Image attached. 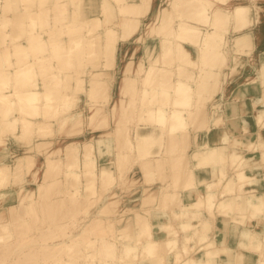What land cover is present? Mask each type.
Here are the masks:
<instances>
[{"label":"bare ground","instance_id":"1","mask_svg":"<svg viewBox=\"0 0 264 264\" xmlns=\"http://www.w3.org/2000/svg\"><path fill=\"white\" fill-rule=\"evenodd\" d=\"M91 1L0 0V200L9 179L23 175L10 208L24 209L9 216L0 206V264L22 239L28 244L18 258L31 264H221L220 253L227 257L222 264H264V192L245 191L257 180L245 173L239 152H228L226 136L221 144L206 140L222 121L217 97L230 77L264 86V62L256 64L255 55L264 47V0H97L98 10ZM109 45L118 55L111 62L119 71L114 95L105 94L100 75L111 66L108 54L97 50ZM87 59L86 75L74 73L81 81L68 90L65 75ZM246 66L254 72L239 78ZM80 94L84 103L76 105ZM257 102L264 104V94ZM263 116L264 108L258 120ZM141 125L151 128L143 132ZM250 146L264 160V141ZM95 150L112 158L98 166ZM11 151V158L23 155L11 161ZM133 168L143 184L130 198L141 209L128 208L122 220L123 208L135 202H126ZM206 169L218 179L196 176ZM121 182L127 187L117 193ZM185 193L195 198L185 203ZM40 199L39 212L56 226L36 239L25 234L39 219ZM154 209L156 217L168 215L164 238L153 236ZM215 212L241 225L229 232L236 245L208 237L205 213ZM253 219L262 225L249 227ZM68 223L79 231L66 230Z\"/></svg>","mask_w":264,"mask_h":264},{"label":"crops","instance_id":"2","mask_svg":"<svg viewBox=\"0 0 264 264\" xmlns=\"http://www.w3.org/2000/svg\"><path fill=\"white\" fill-rule=\"evenodd\" d=\"M263 52H264L263 46L256 47L255 49L256 64L261 63L262 61L264 62ZM253 72H254L253 67L250 68L249 66H246L243 69V71L240 72L241 75L239 76V78L246 74L252 75ZM233 78L234 79L229 82L230 83L229 87L225 89L224 94H222V96L218 95L217 97V99L220 98L219 102L222 103L221 104L222 108L220 109V112L222 114V121L219 122L218 125L210 127L208 133H206V140H208L209 144L214 145V144H221L223 136L227 137L228 141H226L227 143L225 142V144L228 152L231 149H235L237 152H239L245 158V162L243 163L245 173H247L251 177H254V179L257 180L256 182H253L250 185H246L244 187L245 191L253 190L252 192H254V194H259L264 192V178H263L264 160L261 156L260 149L255 148L254 146L251 147L250 145H254L258 143L260 140L264 141V116L260 121L257 118L259 111L263 110L264 108L263 106L264 104L262 105V103L260 104L257 102V100L260 99V97H262L264 94V86L260 83V80L246 83L243 82L242 79L237 80L236 76ZM150 128H151L150 126L141 125L140 130L144 132L150 130ZM156 133H158V130H156ZM235 141L237 142V144L234 143ZM194 149L195 147L192 142V145L190 143V146L187 149L188 154L191 155ZM154 150H156V148H154ZM95 157L98 166L104 163H108L107 159L112 158V156L107 157L106 153L98 152V150H95ZM129 161L131 162L132 160ZM191 163L194 162L192 161ZM206 170L207 171L205 170L199 171L198 173H196V176L200 178L208 177V179H212V178H214L215 180L218 179L219 174L216 173L215 169H213V171L210 169H206ZM226 170H227V174L229 175L234 169L230 168V166L227 165ZM128 174H129L128 177L132 176L135 179V187L131 189L132 191L129 190L130 192H128L126 190L128 192L127 194L128 198L126 199V202L129 204L136 199L130 197L139 196V191H140L139 186H141L143 183L141 182L140 175L136 170V168H133L131 172ZM132 177L130 179H133ZM160 183L163 184L162 181L156 182V184L158 185H160ZM121 185L122 182L118 186L117 193H121L122 191H124V188L127 187V185L125 184L123 186ZM197 188L200 190L201 193H204L206 191V187L204 183L200 181L197 183ZM193 198H195V194L194 195L192 194L189 195L187 193L182 194V201L185 203L189 201L191 202ZM136 203L137 202L135 200L132 208L133 209L137 208L138 210H140L141 205L136 206ZM150 211L152 215L150 220L152 224L153 236L156 238L166 237L165 231L162 228H160V226L163 222H168L169 220V218L167 217L168 215L156 217L154 213H157L156 211L159 210L154 209ZM205 216L209 220V225L207 230V235L209 238L213 239L217 245H221L222 242H224L225 246L236 245L235 240L230 237L229 232L231 230H236L237 227L242 228L241 225H237L231 221L226 222V219H229V217L223 216L221 213L218 212H215L213 218L210 217L209 214L207 213H205ZM171 222L174 223L175 224L174 226L178 228L177 221L171 220ZM192 222H195L196 224L197 219L192 220ZM247 225L249 227H253L254 229H257L256 227L261 226L262 222L253 219L251 221H247ZM190 244L193 247L197 246L195 242H191ZM195 254L198 255L199 251L196 250ZM226 258L227 257L225 256V254L223 253L220 254L219 261L221 262V264L226 261ZM254 258L255 255L253 254L252 259L254 260Z\"/></svg>","mask_w":264,"mask_h":264},{"label":"rangeland","instance_id":"3","mask_svg":"<svg viewBox=\"0 0 264 264\" xmlns=\"http://www.w3.org/2000/svg\"><path fill=\"white\" fill-rule=\"evenodd\" d=\"M96 1L97 0H92L91 1V3H94L95 5H96V9L98 10V5H97V3H96ZM105 4H106V6H115L116 5V2H115V4H114V1L113 0H107V2H105ZM154 5H155V3H154ZM151 18H153V16H151ZM110 19V20H109ZM108 20V22H110V21H112V18H109ZM145 22V20L142 22V24ZM9 25V24H8ZM11 25V24H10ZM10 25H9V27H10ZM104 26H106V24L104 23ZM117 26V25H116ZM12 27V26H11ZM117 30V29H116ZM115 30V33L117 34V32L118 31H116ZM155 41V44H156V40H152V42H154ZM100 43H101V41H99ZM99 43V44H100ZM104 47V46H103ZM100 47V48H98L97 50L99 51V52H102L103 54H104V50H106V51H108V49L110 50L109 52H106L105 51V54L107 55V61H108V63L107 64H111V66H109L110 68H109V71H108V73H104V72H102V74H100V75H102L101 77H104L105 78V80H104V85H105V87H106V92H105V94L108 92V93H112V95H114V93H115V90H114V87H115V84H116V82H115V77L118 75V73H119V71L117 70L116 72H115V68H111L112 67V64L113 63H111V62H113V59H112V56H113V58H115L114 56H118V55H113L114 54V51L115 50H112V48H111V46L109 45L108 47ZM217 47H219L218 45H217ZM106 48H108V49H106ZM102 49H104V50H102ZM113 51V52H112ZM218 51H220V52H223V51H221V50H218ZM111 52V53H110ZM112 54V55H111ZM237 55H236V61H235V63H237L238 61H239V59L241 58V54L240 53H236ZM105 55V56H106ZM89 59H91V58H89ZM112 59V60H111ZM87 61H88V59H87ZM110 62V63H109ZM92 63V60L91 61H88V63H86V64H84V65H81V70H80V67L79 66H75V68H71V70L70 71H68V74L67 75H65V77H64V79H65V85L67 84V86H66V88L69 90L70 89V87L72 86V83H73V85H74V83L75 82H77V83H79L80 81H81V79L80 80H78L77 79V77L75 78V76H77L78 74V76H80V74L82 75V71H83V74H84V76L86 75V73H85V69L87 68V65H90ZM119 64V63H118ZM119 66H120V64H119ZM83 67V68H82ZM107 68H108V66H107ZM240 69H242L241 67H239ZM80 71H78V70ZM114 70V71H113ZM74 73H75V76H74ZM116 73V74H115ZM114 74L116 75V76H114ZM108 75H110L111 77H108ZM70 76V77H69ZM70 78V79H69ZM111 79V80H110ZM230 80H233L234 78L233 77H230L229 78ZM79 81V82H78ZM106 83H107V85H106ZM108 87H109V89L110 88H112V89H108ZM77 100H79L80 102H76V105H80V104H83L84 102H83V100H84V96H83V94H80V95H78V98H77ZM22 153L24 152L23 150L21 151ZM20 153V152H19ZM17 154V155H23V154ZM28 153H30V150H28ZM12 155H13V153H12V151H11V155H10V158L12 157ZM15 156H17L16 154H14ZM14 156V157H15ZM14 157L13 158H11L10 160L12 161L13 159H14ZM114 161V160H113ZM232 173V172H231ZM231 173H230V175H231ZM17 177L18 178H22L23 179V175H17ZM17 177L15 176V177H13V179L12 180H10L9 179V181H8V185H7V187H6V189H4L5 191V193H7L6 191H8V193L7 194H4V197L3 198H1V199H3V200H0V206L1 205H3L5 208H8V210H7V212H6V215L8 214L9 216L12 214L13 215V212L14 211H24V209L22 208V205H16V207H18L17 209H16V207L15 206H13V208H10V207H12V205H10L12 202H16V199H15V189H16V184H15V182L16 183H19V181H20V179L19 180H17ZM14 178H16V179H14ZM15 180V181H14ZM11 181H12V187H11V185H10V183H11ZM15 186H14V185ZM14 186V187H13ZM14 188V189H13ZM239 193H241V192H239ZM6 196V197H5ZM103 198V195H101L100 196V198H99V200L97 201L98 203L97 204H99V203H101L100 202V200ZM79 200H80V198H79ZM122 200V199H121ZM40 201H44V199H40L39 201H36V202H38L39 204H37L36 203V212H37V214H40V216L38 215V217H39V219L41 218H43L45 221H43V219H42V221H40L39 222V224H38V221H39V219L38 220H30V222H29V224H31L30 225V228H29V224H27V226H26V228L28 229V231L29 232H27L26 234H25V236H27V235H31L32 234V236L33 235H35L36 237V239H38V238H40V236H42L43 234H44V231L43 230H45V229H49L50 227H52L53 225H55V224H53V222L52 221H50V215H47V216H45L46 214H41L39 211H40ZM68 201V200H67ZM82 202V204H79V203H81ZM81 202H79L78 204V206L80 207V209L81 208H83L84 206H86V205H84V206H80V205H83V200L81 201ZM85 202V201H84ZM123 202H125V201H123ZM86 203V202H85ZM42 204V203H41ZM69 204V201L67 202V205ZM96 203H95V205H93V206H90L91 208L90 209H95V206L97 205ZM120 204H122V201H120ZM40 205V206H39ZM71 205V204H70ZM70 205H69V210H70ZM20 206V207H19ZM38 206V207H37ZM132 206H133V204H130V206H128V207H124L123 209H124V211L125 212H121L120 213V217H121V219L122 220H124V218H125V216H128L127 214L128 213H130V212H128L129 211V209H132V210H134L133 208H132ZM136 206H137V204H136ZM79 207H78V209H79ZM22 208V209H21ZM67 207H66V210L68 209ZM129 208V209H128ZM11 209V211H9ZM38 209V210H37ZM84 209V211H85V209H87V206L86 207H84L83 208ZM82 209V210H83ZM128 209V210H127ZM13 210V211H12ZM64 210H65V208H64ZM66 213V215L68 214V212H65ZM131 214V213H130ZM11 215V216H12ZM65 215V214H64ZM65 215V216H66ZM69 215H67L65 218H66V220H67V222H68V219H69V217H68ZM210 216V215H209ZM211 216H213L214 217V214L213 215H211ZM210 216V217H211ZM129 217H130V215H129ZM212 217V218H213ZM47 218V219H46ZM68 218V219H67ZM40 219V220H41ZM47 220V221H46ZM65 220V219H64ZM65 220V221H66ZM122 220H121V222L120 223H122ZM48 221H50V222H48ZM120 221V220H119ZM59 223H61L60 221H59ZM83 224H85V222L83 223ZM116 224V223H115ZM51 225V226H50ZM69 225V226H68ZM116 225H118V224H116ZM56 226V225H55ZM58 226V225H57ZM71 226V224H67V227H69V229L68 228H66V230H71L72 231V234H74V233H76V232H78L79 231V228L77 227L76 229H73L72 228V226ZM58 228H59V226H58ZM56 229V230H60V229ZM72 228V229H71ZM57 231V232H58ZM24 236V235H23ZM13 237H14V235H13ZM45 237V236H44ZM26 238H28V237H26ZM46 239L47 240H50V238L49 237H46ZM20 242V243H19ZM34 242V241H33ZM16 243L18 244V246L16 245ZM23 243H25V245H27L28 244V241H26L25 239L23 240H20V241H17V242H14L13 244H15L14 245V248L12 247L13 246V244H12V246H9L8 248H10V249H8V251L6 252V254L7 253H9L8 255H7V257L5 258V261L6 262H4V264H17V261H19V262H22L21 264H25V263H27V264H31V262H28V261H26L25 260V262L24 261H20V259L18 258V251H19V249L22 247L21 246V244H23ZM20 244V245H19ZM4 248V247H3ZM5 248H7V247H5ZM13 249V250H12ZM11 250H12V252H11ZM10 251V252H9ZM15 252H17V253H15ZM6 254H4L3 255V257H5L6 256ZM220 254H222V253H220ZM219 254V255H220ZM224 254V253H223ZM10 255V256H9ZM18 258V259H17ZM15 259V260H14ZM17 259V260H16ZM48 259V258H47ZM24 260V259H23ZM45 262L44 261H41V262H39V261H37L36 263H34V264H44ZM235 264H238V262H235ZM240 264V263H239Z\"/></svg>","mask_w":264,"mask_h":264}]
</instances>
